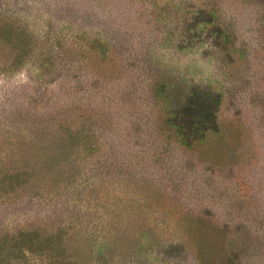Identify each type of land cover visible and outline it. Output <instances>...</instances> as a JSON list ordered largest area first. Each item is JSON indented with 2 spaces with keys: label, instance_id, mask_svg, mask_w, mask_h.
Here are the masks:
<instances>
[{
  "label": "rangeland",
  "instance_id": "374dc122",
  "mask_svg": "<svg viewBox=\"0 0 264 264\" xmlns=\"http://www.w3.org/2000/svg\"><path fill=\"white\" fill-rule=\"evenodd\" d=\"M207 1L0 0V264H264V0Z\"/></svg>",
  "mask_w": 264,
  "mask_h": 264
},
{
  "label": "trees",
  "instance_id": "16d2710c",
  "mask_svg": "<svg viewBox=\"0 0 264 264\" xmlns=\"http://www.w3.org/2000/svg\"><path fill=\"white\" fill-rule=\"evenodd\" d=\"M201 2V6H203L202 10L197 11V13H200L202 15H209L212 13L211 10H209V3H207V0H200ZM195 15V14H194ZM204 22H210L208 20H205ZM188 24V19L184 20V23H182V25L180 26L183 31L186 29ZM182 33L184 34V38L189 39V37L187 38V36L185 35V32ZM181 38L183 39V35H181ZM25 40L22 38V33H17L15 32L13 29H8V25H2L0 24V44L6 43L11 45V49L13 51H16V54L13 56L12 59V64L16 65L19 61V58H21L22 54H19V50H24L26 52L25 49V45L26 43L24 42ZM75 48L73 47H69V52L72 53L74 52L76 49H78L79 52H82V48H80L79 43L74 45ZM84 51V50H83ZM89 60L91 59V57H97L100 58L101 62L104 65H101V67L99 68V71H97L100 74H108V73H112V71H110V69L112 70V66H109V62L106 61L107 59V54L106 51L101 48H94L91 51H89ZM61 56V55H58ZM104 67V69H103ZM5 70V69H4ZM110 71V72H108ZM191 104V106L193 108H195V111H198V106L197 103H189V105ZM202 108V107H199ZM205 112V111H203ZM176 115V118L178 116V123L176 121V123L174 124L175 126V132L178 134V136L182 139V140H186L189 145H192L194 147H198L199 149V153L203 154L205 152H209L212 149V144L214 141L217 142V140L219 139H223L224 137V133L223 131L219 129V127L216 124V116L214 111H207V115L209 116V119L212 120L210 122L209 127L208 126H204L202 123V126H199V123H201V120L205 119L206 117L204 115H200L199 116V121L197 123L194 122H190V121H185V113L183 112H177L174 111L173 112ZM182 118V119H180ZM207 122V121H206ZM64 139H62V137L60 136L59 141H63ZM92 148V147H91ZM27 151V150H26ZM25 150H23L21 147H19L18 149L15 150V153L19 154L20 157H23L24 152L26 153ZM14 153V154H15ZM51 154V153H50ZM49 154V155H50ZM52 156L55 157L57 155H55L54 153H52ZM27 167H29L31 165V163L33 162V159L31 158H27L25 160ZM14 170V169H13ZM16 171V170H15ZM10 171V169L6 170L5 172L2 173V176H0V189H5V186H8L9 189H14V187H16V185H20L19 184V176H21L23 174L22 171ZM15 175V176H14ZM33 251V249H28Z\"/></svg>",
  "mask_w": 264,
  "mask_h": 264
}]
</instances>
